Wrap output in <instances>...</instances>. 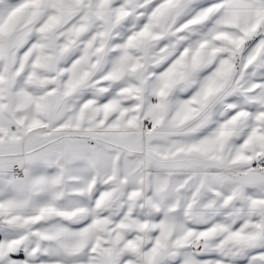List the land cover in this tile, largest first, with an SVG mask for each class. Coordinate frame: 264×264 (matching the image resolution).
<instances>
[{"label":"snow or ice","instance_id":"1","mask_svg":"<svg viewBox=\"0 0 264 264\" xmlns=\"http://www.w3.org/2000/svg\"><path fill=\"white\" fill-rule=\"evenodd\" d=\"M0 264H264V0H0Z\"/></svg>","mask_w":264,"mask_h":264}]
</instances>
